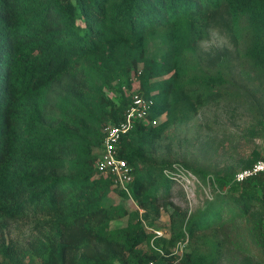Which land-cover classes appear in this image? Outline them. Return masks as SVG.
Returning a JSON list of instances; mask_svg holds the SVG:
<instances>
[{
  "label": "trees",
  "instance_id": "1",
  "mask_svg": "<svg viewBox=\"0 0 264 264\" xmlns=\"http://www.w3.org/2000/svg\"><path fill=\"white\" fill-rule=\"evenodd\" d=\"M262 89L264 0H0V264H264V174L235 181L263 157H197ZM132 91L163 120L118 144L128 209L96 162ZM181 170L208 187L195 208Z\"/></svg>",
  "mask_w": 264,
  "mask_h": 264
},
{
  "label": "rangeland",
  "instance_id": "2",
  "mask_svg": "<svg viewBox=\"0 0 264 264\" xmlns=\"http://www.w3.org/2000/svg\"><path fill=\"white\" fill-rule=\"evenodd\" d=\"M222 41L223 39L215 33L208 45H219ZM257 95L264 97V89L257 92ZM262 107L257 109L247 102L240 107L235 118L220 114L215 129L208 131L204 128L199 133L200 137H197L198 159L203 162V159L212 155L213 158L209 160L219 164L220 167L224 164L228 167H240L254 154H259L261 158H264V104ZM207 117L209 114L202 116L203 121L209 120ZM207 143L212 147L210 145L207 147ZM197 180L195 185H191L188 189L184 188L193 208L201 205L204 195L209 194L208 187L201 179L197 178ZM125 205L128 209L134 208L130 199ZM167 221L168 217L164 214L161 222L164 224Z\"/></svg>",
  "mask_w": 264,
  "mask_h": 264
},
{
  "label": "built area",
  "instance_id": "3",
  "mask_svg": "<svg viewBox=\"0 0 264 264\" xmlns=\"http://www.w3.org/2000/svg\"><path fill=\"white\" fill-rule=\"evenodd\" d=\"M154 102L151 98L144 96L138 91H132L130 102L124 119L118 125H107L104 128L103 148L100 152L99 159L96 162V169L99 173L113 178L115 186L129 196L132 201L130 185L133 182L131 168L126 160L119 157L118 144L134 128L136 122H144L152 126H157L163 120L162 117L150 120ZM168 176H173L169 171H165ZM264 174V158L257 161L254 165L238 172L235 176L237 183ZM183 184L184 188H190L197 183V178L189 172L180 171L174 178ZM142 212V211H141ZM155 237H163L165 233L159 230H153ZM185 243H178L174 254H181L185 248Z\"/></svg>",
  "mask_w": 264,
  "mask_h": 264
}]
</instances>
